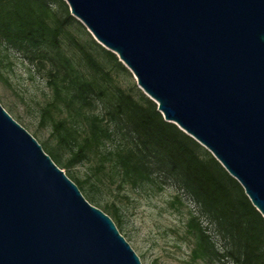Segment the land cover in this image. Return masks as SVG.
Wrapping results in <instances>:
<instances>
[{"label":"water","instance_id":"obj_1","mask_svg":"<svg viewBox=\"0 0 264 264\" xmlns=\"http://www.w3.org/2000/svg\"><path fill=\"white\" fill-rule=\"evenodd\" d=\"M264 218V0H64ZM0 264H141L0 104Z\"/></svg>","mask_w":264,"mask_h":264},{"label":"trees","instance_id":"obj_2","mask_svg":"<svg viewBox=\"0 0 264 264\" xmlns=\"http://www.w3.org/2000/svg\"><path fill=\"white\" fill-rule=\"evenodd\" d=\"M71 21L82 25L70 14L64 0H0V44L21 53L30 62L48 63L55 100L64 90L66 105L76 107L75 115L89 120L88 132L68 164L80 161L93 148L105 147L100 161L109 163L108 177L97 173L92 184L107 185L110 180L119 189L126 184L139 186L156 179L169 180L194 202L197 214L186 220L194 238L191 260L210 264L228 258L232 264H264V218L260 212L240 183L205 147L176 124L164 120L152 99L141 90L136 98L116 87L103 114L83 111L92 104L97 84L76 70L61 48L60 36ZM92 41L128 71L113 52L94 38ZM75 45L91 70L108 76L100 60L81 43ZM98 93L102 94L101 90ZM61 128L58 123L54 131L60 141L68 143L73 134L67 133L65 137ZM107 141L115 143L106 147ZM67 176L77 186L82 185L79 179ZM111 214L121 223L122 215L116 206ZM200 217L213 227L221 245L200 224Z\"/></svg>","mask_w":264,"mask_h":264},{"label":"rangeland","instance_id":"obj_3","mask_svg":"<svg viewBox=\"0 0 264 264\" xmlns=\"http://www.w3.org/2000/svg\"><path fill=\"white\" fill-rule=\"evenodd\" d=\"M82 25L76 21L67 24L60 42L74 68L97 84L92 104L83 111L86 114H103L108 98L116 87L138 98L141 89L133 74L108 58L93 43L92 35ZM75 42L84 45L86 50L104 64L108 76L102 77L86 65ZM53 80L48 63L30 62L21 53L0 44V104L37 140L66 175L82 181V185H78L82 195L111 217L120 234L138 255L141 264H207L190 258L194 238L186 227V220L190 215L197 214V207L173 182L156 179L139 186L126 184L119 189L117 183L110 180L107 185L92 184L97 173L103 172L108 177L109 163L102 164L100 161L104 158L102 150L105 147L93 148L80 161L68 164L77 144L88 132L89 120L84 115L76 116V107L66 105L63 100L64 90L55 100ZM100 90L102 94L98 93ZM58 123L62 124L60 132L65 137L67 133L73 134V138L67 139L68 143L60 141L54 131ZM113 143L115 142L107 141L105 146L109 147ZM113 206L122 215L121 223L111 214ZM199 219L216 243L221 245L213 227L204 217ZM210 264L232 262L223 258Z\"/></svg>","mask_w":264,"mask_h":264}]
</instances>
